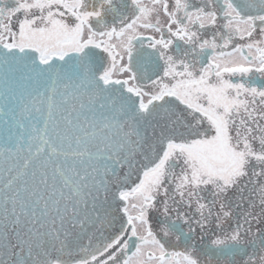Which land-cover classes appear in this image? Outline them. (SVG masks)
<instances>
[{
    "label": "snow or ice",
    "instance_id": "6c2138e0",
    "mask_svg": "<svg viewBox=\"0 0 264 264\" xmlns=\"http://www.w3.org/2000/svg\"><path fill=\"white\" fill-rule=\"evenodd\" d=\"M261 223L264 0H0V264H264Z\"/></svg>",
    "mask_w": 264,
    "mask_h": 264
},
{
    "label": "flooded vegetation",
    "instance_id": "af4514ba",
    "mask_svg": "<svg viewBox=\"0 0 264 264\" xmlns=\"http://www.w3.org/2000/svg\"><path fill=\"white\" fill-rule=\"evenodd\" d=\"M256 227L264 228V223H261L259 225H253L254 230Z\"/></svg>",
    "mask_w": 264,
    "mask_h": 264
},
{
    "label": "water",
    "instance_id": "95a60500",
    "mask_svg": "<svg viewBox=\"0 0 264 264\" xmlns=\"http://www.w3.org/2000/svg\"><path fill=\"white\" fill-rule=\"evenodd\" d=\"M84 243H87V240H85Z\"/></svg>",
    "mask_w": 264,
    "mask_h": 264
}]
</instances>
